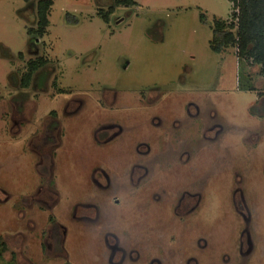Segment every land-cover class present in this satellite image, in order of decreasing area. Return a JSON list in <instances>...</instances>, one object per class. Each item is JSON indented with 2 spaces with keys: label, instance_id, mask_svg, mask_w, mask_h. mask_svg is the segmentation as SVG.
<instances>
[{
  "label": "rangeland",
  "instance_id": "374dc122",
  "mask_svg": "<svg viewBox=\"0 0 264 264\" xmlns=\"http://www.w3.org/2000/svg\"><path fill=\"white\" fill-rule=\"evenodd\" d=\"M37 1L0 0V238L8 248L0 264H30L32 256L39 257L36 264H65V258L55 253L52 257H56L50 258L51 254L39 247L52 212L66 216L77 200L89 202L94 197L90 189L94 164L122 167L134 156L122 143L114 149L97 146L92 139L93 125L111 115L120 119L140 116L143 109L130 103L149 98L154 91L165 101L159 109L161 115L182 116L183 104L206 102L236 130L204 144L206 158L218 159L225 169L220 171V180L210 183L202 212L190 219L181 235L191 244L199 238L207 241L206 262L202 264H264V120L254 116L264 115V97L260 95L264 75L260 66H240L234 48L221 54L210 48L213 22L228 19L232 4L228 0H134V6L116 7L105 21L101 12L106 13L115 0H54L47 34L33 44L29 28L37 26ZM39 58L48 63L34 80L45 72L51 74L46 91L36 90L32 84L23 89L28 62ZM55 80L63 97L52 87ZM247 84L256 91L242 90ZM20 93H27V99L19 98ZM73 97L88 106L69 122L70 129L66 126L68 134L65 130L63 146L57 150L53 184L61 203L51 212L32 199L51 173L48 163H40L43 153L32 152L38 148L29 146V138L43 133V119L53 110H61L63 98ZM112 97L117 102L109 111L98 107V102ZM125 104L132 109L123 110ZM21 112L29 117L27 124L23 119L21 124L17 121ZM14 122L21 126L20 132L13 128ZM138 133L141 126L135 124L130 135ZM193 160L195 165L201 157ZM231 166L237 168L239 188L230 174ZM238 190L250 214L254 244L244 259L241 240L246 220ZM248 212L244 210L246 215ZM128 215L133 223L130 211ZM129 222L127 218L121 227H129ZM65 225L70 232L64 251L71 264H108L102 237L90 231L92 226H72L66 219ZM168 229L161 232L167 236L166 242L168 236L177 241L180 233ZM159 240L155 234L154 243ZM178 245V241L172 244L175 249L181 248Z\"/></svg>",
  "mask_w": 264,
  "mask_h": 264
},
{
  "label": "flooded vegetation",
  "instance_id": "af4514ba",
  "mask_svg": "<svg viewBox=\"0 0 264 264\" xmlns=\"http://www.w3.org/2000/svg\"><path fill=\"white\" fill-rule=\"evenodd\" d=\"M29 37L31 41L34 40L33 44L39 41V37L35 35H29ZM37 60H30L28 63ZM45 67L34 72L27 86L23 87L21 82L22 88L27 89L32 84L34 89L46 91L51 74L45 72L41 74L39 80H34L39 77V71ZM52 87L57 90L58 96L63 97L64 93L58 86L57 80L52 83ZM158 92L154 91L151 97H140L139 102L130 103L131 106L137 104L143 109L140 116L133 119L124 117L120 119L111 115L93 125L92 139L97 146L114 149L121 147L122 143L124 148L133 150L134 156L129 158L127 164L122 167L108 166V168L106 166V168L94 164L90 171V189L94 197L89 202L77 200L67 209L69 214L66 216L52 212L61 203L60 192L54 188L56 185L53 184L55 158L57 150L63 146L62 139L65 130L67 131L66 126L70 129L69 122L73 121L83 112V107L86 109L88 105L75 97L65 98V100L63 98L59 106L61 110H53L43 119L45 122L43 133L30 136L29 146L38 148L32 152L40 155L43 153L40 156V163H48L51 173L47 181L38 189L36 197L32 198L52 212L49 218L50 226L39 241L40 249L47 255L51 254L50 258H55L56 256L52 257L55 253L57 257L65 258V264H71L69 254L64 251V244L70 232V228L65 225L66 219L72 226L74 224L92 226L90 231L97 232L99 237H102L100 240L103 244L102 250H105L103 255L107 258L108 264H202L206 262L204 253L208 248L207 241L199 238L195 244L193 242L191 244L189 239L183 238L181 232L188 229L190 219L197 217L200 211L202 212L207 191L211 187L210 183L220 180L222 175L220 171L225 169L218 159L210 161L206 158L203 148L207 147H204V144L208 140H221L222 136L229 135L231 132L236 133V130L231 123H227L229 119L221 120L216 110L213 111L217 113L212 112L213 105L211 104L210 107L206 102L198 103L191 100L183 104L182 116L161 115L159 109L165 105V101L156 96ZM25 94L20 93L19 98L26 96L27 99L28 94ZM113 97L109 101L98 102V107L109 111L117 102V98L113 100ZM25 100L19 101L20 106ZM143 100L147 102V105ZM15 102L18 105V101ZM131 106L125 104L122 109L130 110ZM23 114V112L18 113V117H21L17 121L21 124L23 119L27 124L29 117ZM27 114L32 118L29 112ZM254 116L264 120L262 114H254ZM18 122H14L13 128L20 132L21 126L17 127ZM135 124L141 126V133L130 135ZM66 133L68 134V131ZM182 136L185 138L184 141H181ZM221 148L223 149V146ZM221 148L219 150H222ZM197 156H200L201 160L195 161L194 165L193 158ZM230 168H232L229 170L232 172L230 174L233 175L239 188L240 177L235 171L237 168L234 166ZM236 196L243 203L241 214L246 220L241 240V254L244 259L254 250L249 229L251 218L248 219L250 214L241 190L237 191ZM244 210H247L248 215L244 213ZM129 211L135 218L133 223L128 215ZM127 218L131 220L130 225L129 227L124 225L122 228V223H125ZM162 228L176 230L177 235L180 233L177 241L178 247L182 250L172 246L175 242L177 243L174 236H168L170 240L168 238L166 242L167 236L161 233ZM146 234H153V236L146 238ZM155 234L160 239L158 244L154 243ZM176 255L181 257L175 259ZM37 259H39L37 256L29 257V263L36 264Z\"/></svg>",
  "mask_w": 264,
  "mask_h": 264
},
{
  "label": "trees",
  "instance_id": "16d2710c",
  "mask_svg": "<svg viewBox=\"0 0 264 264\" xmlns=\"http://www.w3.org/2000/svg\"><path fill=\"white\" fill-rule=\"evenodd\" d=\"M31 2V0H25ZM232 4L230 17L226 20L215 19L213 22V38L210 48L214 53L221 54L229 48L236 50L239 65L244 69L247 65L261 67L264 75V0H228ZM134 0H115L106 13H102L105 21L114 14L115 8L134 6ZM54 5V0H38L36 2V28H29V34L43 38L50 25L49 16ZM205 21V16L202 15ZM47 60L40 58L30 62L28 71L23 75V87L27 86L35 71L46 66ZM249 78L250 74H248ZM242 90L256 91L254 86L247 84L241 86ZM264 97V91L260 92ZM6 242L0 238V261L7 251Z\"/></svg>",
  "mask_w": 264,
  "mask_h": 264
}]
</instances>
